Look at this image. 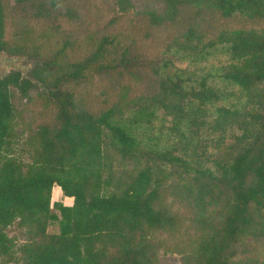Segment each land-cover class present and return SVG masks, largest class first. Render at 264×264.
Returning a JSON list of instances; mask_svg holds the SVG:
<instances>
[{
  "label": "trees",
  "instance_id": "trees-1",
  "mask_svg": "<svg viewBox=\"0 0 264 264\" xmlns=\"http://www.w3.org/2000/svg\"><path fill=\"white\" fill-rule=\"evenodd\" d=\"M163 1L162 16L135 13L128 27L107 34L121 22L123 0L104 1L109 5L106 11L96 8L95 13H102L93 18L101 24L100 32L91 30V20L80 17L70 0H14L12 6L0 0V53L33 62L23 79L20 71L0 78V264L157 263L146 236L173 225L161 206L167 173L155 175L152 165L141 164L145 151L132 131L133 123L117 118L115 105L104 102L102 108L92 109L77 91L90 76H139L143 69L161 65L159 51L177 37L189 42L226 39L233 67L223 77L239 88L236 94H218L205 80L185 88L180 81L152 78L143 92L156 106L172 108V131L185 155L190 141L184 130L206 126L217 137L212 144L219 151L214 169L197 168L193 173L196 208L203 214L215 206L218 221L203 226L209 233L188 264H228L238 236L250 225L251 207L264 212V0ZM57 10V16L76 26L81 20V44L69 46L67 40L61 47L28 48L6 38L8 11L24 13L56 31L57 16L52 13ZM237 20L260 22L262 31L232 28ZM221 22L228 25L220 28ZM46 32L38 39H53ZM68 50L78 56L67 59ZM11 88L29 101L34 96L50 106L33 132L30 164L12 156L17 136ZM171 99L178 106L165 104ZM140 114L136 111L133 118ZM225 140L228 146L220 150ZM110 151L136 164L125 179L115 178ZM157 156L164 165L178 163L189 172L186 160L163 151L152 157ZM54 187L72 199L70 207L51 203ZM54 221L59 222L58 233L48 234ZM15 223L29 231L17 259L12 258L14 239L4 233Z\"/></svg>",
  "mask_w": 264,
  "mask_h": 264
},
{
  "label": "rangeland",
  "instance_id": "rangeland-1",
  "mask_svg": "<svg viewBox=\"0 0 264 264\" xmlns=\"http://www.w3.org/2000/svg\"><path fill=\"white\" fill-rule=\"evenodd\" d=\"M5 1L12 6L14 0ZM104 1L109 0H70L80 17L91 20L89 23L91 30L99 32L102 26L93 18L96 15H102L100 11L95 13L96 8L101 6L102 10L106 11L109 7ZM123 6L125 11L121 13V22L109 27L106 31L107 34H114L118 29L128 27L135 13L150 12L162 16L165 12L163 0H123ZM58 12L59 10L56 14L52 13V16H57ZM23 14L10 11L7 13L6 38L10 42H16L19 45L25 44L28 48L61 47L62 42L67 40L69 46L82 43L79 32L81 20L76 26L67 22L63 16H57L53 21V27L56 29L54 31L47 30L45 22L25 18L26 16ZM110 17L111 15L108 16V19ZM233 24L232 28L251 30L258 34L261 33L263 26L260 22L243 23L238 20ZM226 25L228 23L221 22L220 28ZM45 30L48 38L53 36V39H38L40 33ZM229 36L230 34H227L226 38ZM27 39L29 42L26 41ZM228 44V41L222 38L189 42L184 37H177L170 43L169 48L161 50L155 48V50L162 52L164 62L161 65L143 69L139 76L126 74L113 77L112 74L90 76L77 91L92 109L102 108L104 102H107L109 106L115 105L117 118L126 125L133 123L132 131L140 142L143 151L147 152H144L145 160L141 164L144 165L147 162L152 165L155 175L167 173L166 178L161 176L164 178L161 187V206L172 217L173 225L164 230L149 231L146 236V241L154 247L156 264H188L191 257L196 254L199 243L209 233L208 229L203 228V226L217 223L215 206L208 207L203 214H200L195 206L194 189L197 179L193 170L197 168L213 170V161L219 151L216 152L212 147L213 141L217 139L216 135H213L206 126L200 128L195 126L190 131L184 130L186 132L185 138L190 141V146L185 155L180 147L182 143L177 137V132L172 131L175 126L172 108L166 110L160 105L156 106L146 99V94L143 92L149 80L152 81V78H156L172 82L180 81L185 88L196 86L201 80H205L207 86L218 94H236L239 88L223 77L224 72L233 67L230 55L226 52ZM2 54L5 53H0V55ZM74 54L68 50L67 59L73 60L75 56H78ZM5 55L8 58L18 59L20 65L33 67L32 60L30 61L27 57ZM4 72L0 68V75ZM261 88L259 87L257 90ZM11 92L12 104L16 114L14 131L17 136L12 156L16 160L19 159L21 162L30 164L34 159L33 132L36 125L44 119L43 114L46 115V111H50V106L47 107L42 99L34 98V96L31 101L23 98L16 88H11ZM40 92L44 91L41 90ZM169 103L178 106L176 100L171 99L165 104L168 105ZM227 103H229L228 100ZM233 103L230 102L229 104ZM136 111H140L141 114L133 118ZM228 142L225 140V145L220 150H224L228 146ZM157 151L171 153V156L186 160L189 163V172L181 169L178 163L164 165L162 159L156 160L158 156L155 158L152 156ZM109 153L115 178L125 179L136 167V164L132 160L121 159L114 151ZM53 202L66 207L72 205V199L64 197L57 187L52 190L51 203ZM52 212L58 216L59 220L61 219L55 208H52ZM58 225V221L51 222L48 226V234H57ZM4 233L9 238L14 239L15 248L12 258H19L18 248L26 242L29 231L18 229L15 223L5 229ZM233 249L234 254L228 259V264H264V212L251 207L250 225L245 234L238 236ZM8 264H15V262L11 261Z\"/></svg>",
  "mask_w": 264,
  "mask_h": 264
},
{
  "label": "water",
  "instance_id": "water-1",
  "mask_svg": "<svg viewBox=\"0 0 264 264\" xmlns=\"http://www.w3.org/2000/svg\"><path fill=\"white\" fill-rule=\"evenodd\" d=\"M0 68L5 71L0 75V78L6 76L10 71H20L23 79L26 77V73L31 67L20 65L18 64V59L13 57L8 58L5 54H2L0 55ZM41 90H43V88Z\"/></svg>",
  "mask_w": 264,
  "mask_h": 264
},
{
  "label": "crops",
  "instance_id": "crops-1",
  "mask_svg": "<svg viewBox=\"0 0 264 264\" xmlns=\"http://www.w3.org/2000/svg\"><path fill=\"white\" fill-rule=\"evenodd\" d=\"M54 188H56V187H54ZM54 188H53V189H54ZM57 188H58V187H57Z\"/></svg>",
  "mask_w": 264,
  "mask_h": 264
}]
</instances>
